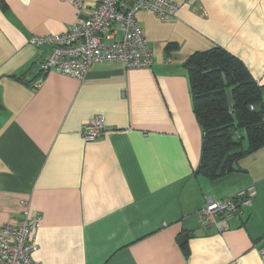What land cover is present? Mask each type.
Instances as JSON below:
<instances>
[{"label": "crops", "instance_id": "1", "mask_svg": "<svg viewBox=\"0 0 264 264\" xmlns=\"http://www.w3.org/2000/svg\"><path fill=\"white\" fill-rule=\"evenodd\" d=\"M93 1H0V225L23 209L40 214L36 264H262L264 147L240 160L241 171L196 173L202 133L183 63L219 46L264 85V0H170L168 19L135 14L150 67L103 61L82 79L40 73L49 47L29 38L64 32ZM96 114L104 128L84 141L82 125ZM249 184L256 193L227 228L198 225L206 199Z\"/></svg>", "mask_w": 264, "mask_h": 264}, {"label": "built area", "instance_id": "2", "mask_svg": "<svg viewBox=\"0 0 264 264\" xmlns=\"http://www.w3.org/2000/svg\"><path fill=\"white\" fill-rule=\"evenodd\" d=\"M76 8L89 0H66ZM91 12L82 20H76L61 33L32 35L29 43L49 47L45 58L39 62L40 73L56 71L76 79L84 78L91 64L103 61H119L127 69H144L152 64V53L135 14L144 10L160 19L172 17L176 5L170 0H94ZM101 114L84 121L81 136L93 141L104 128ZM254 185H246L221 199L208 198L195 212L201 228L213 226L227 228V219L238 215L242 207L250 205L256 191ZM38 212L21 210L13 223L0 225V264H36L31 254L36 249L34 231L39 226ZM264 264V238L257 247Z\"/></svg>", "mask_w": 264, "mask_h": 264}, {"label": "trees", "instance_id": "3", "mask_svg": "<svg viewBox=\"0 0 264 264\" xmlns=\"http://www.w3.org/2000/svg\"><path fill=\"white\" fill-rule=\"evenodd\" d=\"M175 47L168 43L165 50ZM183 65L202 133L196 173L216 179L243 170L240 160L264 147V85L257 84L239 58L219 46L195 51Z\"/></svg>", "mask_w": 264, "mask_h": 264}, {"label": "water", "instance_id": "4", "mask_svg": "<svg viewBox=\"0 0 264 264\" xmlns=\"http://www.w3.org/2000/svg\"><path fill=\"white\" fill-rule=\"evenodd\" d=\"M187 240V235L186 233H182L179 237H178V243L179 244H182V243H185Z\"/></svg>", "mask_w": 264, "mask_h": 264}]
</instances>
